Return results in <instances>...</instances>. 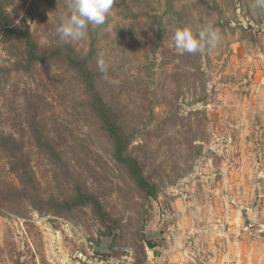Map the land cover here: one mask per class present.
I'll list each match as a JSON object with an SVG mask.
<instances>
[{
  "label": "rangeland",
  "instance_id": "374dc122",
  "mask_svg": "<svg viewBox=\"0 0 264 264\" xmlns=\"http://www.w3.org/2000/svg\"><path fill=\"white\" fill-rule=\"evenodd\" d=\"M2 1L28 37L0 32V136L18 147L0 141V264H264V0H114L77 41L56 31L66 0ZM208 24L215 48H175ZM89 55L150 197L67 60ZM83 195L100 209L70 207Z\"/></svg>",
  "mask_w": 264,
  "mask_h": 264
},
{
  "label": "trees",
  "instance_id": "16d2710c",
  "mask_svg": "<svg viewBox=\"0 0 264 264\" xmlns=\"http://www.w3.org/2000/svg\"><path fill=\"white\" fill-rule=\"evenodd\" d=\"M3 1L0 0V32L5 37L15 41L23 40L28 37L26 33H19L15 28L11 27L4 15ZM26 48L28 51V59L26 63L31 65L33 62L41 60L36 56L37 47L36 45L30 44L29 39L26 41ZM90 55L87 58L78 60L77 57H67L70 66L76 72L79 79L82 81L83 88L88 96L87 106L92 112L99 118L102 129L108 134L110 141L112 142L113 155L112 158L117 164H121L128 169V172L132 179L139 185L140 188L144 189L147 196L153 195L154 186L146 181L142 174L141 169L137 162L127 155V136L122 132L118 126L114 114L108 109L107 105L102 101L99 93L97 92L92 75L87 68V63L90 59ZM0 141L4 149H8L9 146H17V144L11 139V137L0 136ZM16 149L18 147H15ZM92 204L95 209L99 210L100 206L93 197H87L85 195L79 196L78 200L74 202L70 207L82 206ZM149 246H151L149 244ZM153 247V246H151Z\"/></svg>",
  "mask_w": 264,
  "mask_h": 264
},
{
  "label": "clouds",
  "instance_id": "9594fccd",
  "mask_svg": "<svg viewBox=\"0 0 264 264\" xmlns=\"http://www.w3.org/2000/svg\"><path fill=\"white\" fill-rule=\"evenodd\" d=\"M114 0H66V10L56 21V31L61 39H83L89 25L103 26L111 14ZM172 40L180 53H197L215 48L219 34L212 24L205 25L198 33L189 27L175 29ZM102 73L107 72L103 59L98 61Z\"/></svg>",
  "mask_w": 264,
  "mask_h": 264
}]
</instances>
